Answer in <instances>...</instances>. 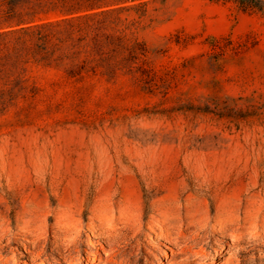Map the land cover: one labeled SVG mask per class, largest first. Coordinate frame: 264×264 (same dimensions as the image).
I'll return each mask as SVG.
<instances>
[{"label":"rangeland","instance_id":"374dc122","mask_svg":"<svg viewBox=\"0 0 264 264\" xmlns=\"http://www.w3.org/2000/svg\"><path fill=\"white\" fill-rule=\"evenodd\" d=\"M48 1L23 0L24 10ZM42 9L35 5V24L97 12L113 35L105 54L122 67L79 81L40 69L33 101L0 104L2 262L74 264L59 244L72 216L77 264H88L105 242L92 234L89 210L110 200L136 212L117 243L132 245L126 264H224L234 248L220 246L213 228L237 214L254 223L243 191L264 201V0H100L71 15ZM193 197L208 209L206 217L195 204L185 214H194L190 228L211 253L198 260L171 255L172 244L147 229L154 200ZM257 211L262 230L264 203ZM255 242L247 235L239 246ZM258 255L240 257L258 264Z\"/></svg>","mask_w":264,"mask_h":264},{"label":"trees","instance_id":"16d2710c","mask_svg":"<svg viewBox=\"0 0 264 264\" xmlns=\"http://www.w3.org/2000/svg\"><path fill=\"white\" fill-rule=\"evenodd\" d=\"M99 1L49 0L24 10L23 0H0V25H6L0 28L1 105L33 101L41 90L35 83L40 69H56L62 77L79 81L98 75L101 69L114 74L122 67L105 54L104 48L112 43L113 35L105 31L97 12L34 22L35 5L40 11L46 5L44 12L58 9L63 15H71L82 8L94 9ZM245 7L241 4L242 10Z\"/></svg>","mask_w":264,"mask_h":264},{"label":"bare ground","instance_id":"6f19581e","mask_svg":"<svg viewBox=\"0 0 264 264\" xmlns=\"http://www.w3.org/2000/svg\"><path fill=\"white\" fill-rule=\"evenodd\" d=\"M201 192L206 195L204 191ZM194 194H196V196H199V193ZM242 195H245L243 197V200L245 206L248 209L249 215L253 217V219L251 220L254 221V223L252 222L250 223V225H247V218H243L242 216L237 214L235 217L233 216L231 223L225 224L224 222L223 225L218 226V224L213 228L217 230V233L222 234V236L224 237L223 239L218 240L220 246L224 245L229 248H234V250L230 251L222 260L224 264H245L244 259L240 257L241 253L247 252L250 249H255L260 255H258L260 259V262L258 264H264V261H261V259H264V229H258L261 225L256 219L260 215L257 210L262 208L264 201L259 203L252 194L247 195V191H243ZM193 198L195 201L187 200L186 203H180L179 200H174L173 202L167 203L162 198L154 200L151 206L152 210L155 212V215L152 214L150 216L151 220L147 225V229L155 232L154 234L156 238H163L164 240H167L172 244V246H166L171 255L177 254L181 257H189L194 260H198L207 258L211 253L209 250H207L204 238L198 239L197 234L194 233L190 228L197 225V222L195 221L196 217L194 218L193 213H190V216L188 217L185 216V214L192 212L191 207H193L195 204L203 207L201 209H204L206 217L208 216V209L204 197ZM226 200L227 199H222L219 206L223 207L228 205V201ZM115 206L118 207V210L115 209ZM219 206L215 203L214 210L218 212ZM132 208L133 207L129 203H125L122 201L110 202V200L109 202H101L97 206H91L89 210V228L92 231V234H97L99 232L101 235L100 238L105 239V242L104 244L99 243V247H96L95 251H93V257L90 261H88V264H93V262L99 259H104L105 261H109L114 264H126V262L130 261L129 257L131 255L130 250L132 248V245L131 247L130 245L120 246L117 245V243L128 238L129 234H125L123 232V228L126 227V221L134 218L133 215L136 217V212L134 211V213ZM178 209H182L183 211H185V213L180 214V212H177ZM196 211L198 210H195V212ZM227 219L228 218L226 217L225 221H228ZM262 220V223L264 225V214L262 215ZM61 225V227L66 230L63 235V237L66 238L62 239L59 243L64 250L61 256L70 260L71 263L77 264L79 241L77 239V234H75V231L77 229L76 227H74V225H76V223L73 217L69 216L67 220H65V222H63ZM226 225H228L227 228L225 227ZM138 226L140 227V225ZM247 235L249 239H254L256 240V242L252 243V246L250 248L240 247L239 244ZM133 237L134 236H131L132 239ZM148 238L149 247L152 249H156V246H154V242L150 237ZM129 241L131 240L129 239ZM130 243L131 242H129L128 244ZM88 245H93V242L89 241ZM163 252L164 257L168 258L169 255L167 254V252L165 250H163ZM146 253L151 255L152 251H147ZM215 253L217 254V256L219 255V252L216 251ZM1 258L0 262H2ZM249 259H251L249 260L251 262L254 261L252 260V258ZM30 263L27 261L23 262V264ZM213 263H216V261H211L208 264ZM0 264L6 263L2 262ZM13 264L19 263H17V261L14 259Z\"/></svg>","mask_w":264,"mask_h":264}]
</instances>
